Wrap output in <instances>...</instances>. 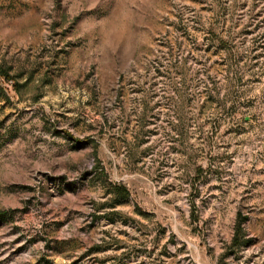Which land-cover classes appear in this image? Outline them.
<instances>
[{"label": "rangeland", "instance_id": "rangeland-1", "mask_svg": "<svg viewBox=\"0 0 264 264\" xmlns=\"http://www.w3.org/2000/svg\"><path fill=\"white\" fill-rule=\"evenodd\" d=\"M214 8L0 0V264H264V1L232 85Z\"/></svg>", "mask_w": 264, "mask_h": 264}, {"label": "trees", "instance_id": "trees-1", "mask_svg": "<svg viewBox=\"0 0 264 264\" xmlns=\"http://www.w3.org/2000/svg\"><path fill=\"white\" fill-rule=\"evenodd\" d=\"M230 5H227L223 2H221V0H212V2L215 4V8L213 9V15L214 17L212 18V21L210 22L209 25V29H208V36H209V42L210 45L212 47H215L216 51L215 54L218 53V51H221L224 55H225V59L223 60V66L226 68L227 72H228V76H227V84L228 85H232L233 82L236 81H240L243 79V75H241L240 73H238L236 71V67L239 65L240 61H241V55L239 54L238 51H234L232 49V44L231 41L232 39L235 38L236 34H243L248 32V28L249 26L247 25L246 27H242V29L238 30V32H232V29H238L241 26L239 24H235L232 22L231 20V13L233 10H235L238 7H248L250 8L249 12H250V20L254 21L256 20V18L258 17V12H257V8L259 6L260 3H262L264 0H230ZM232 27L229 28V30L225 31L226 34V40L223 39L221 37L222 35V29L224 26H227L230 24H232ZM179 69V67L177 65H171L169 68V75L173 72H176ZM7 79L9 80L10 78L7 77ZM188 84V80L186 78V76L182 75L181 76V89L180 91L178 90L177 93L178 94H185V90ZM213 85V83H212ZM177 90V89H176ZM216 91V89L214 88V86H212V89L208 90L207 92V96H210L211 94H213ZM182 92V93H181ZM142 111H144L143 113H147V102H146V97L144 94H142ZM146 135L142 134L143 140H145ZM146 142V141H145ZM100 166V165H99ZM101 180L103 181V183L106 185L107 190H108V194L111 196L112 200H115L116 203H119L121 201H125L129 198L130 193L127 189L126 186L122 185V184H116L111 182L106 173L104 172L103 169H101L100 174H99ZM107 218H109V220H113L110 219V217L107 216ZM243 229L241 227V224H239L237 226V230H236V234L233 238V244L236 245V242L238 241V235L241 233L242 234Z\"/></svg>", "mask_w": 264, "mask_h": 264}]
</instances>
